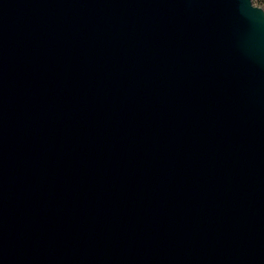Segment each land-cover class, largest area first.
<instances>
[{
	"label": "water",
	"instance_id": "water-1",
	"mask_svg": "<svg viewBox=\"0 0 264 264\" xmlns=\"http://www.w3.org/2000/svg\"><path fill=\"white\" fill-rule=\"evenodd\" d=\"M0 264H264V10L0 0Z\"/></svg>",
	"mask_w": 264,
	"mask_h": 264
},
{
	"label": "rangeland",
	"instance_id": "rangeland-1",
	"mask_svg": "<svg viewBox=\"0 0 264 264\" xmlns=\"http://www.w3.org/2000/svg\"><path fill=\"white\" fill-rule=\"evenodd\" d=\"M253 5L260 7L264 10V0H252Z\"/></svg>",
	"mask_w": 264,
	"mask_h": 264
}]
</instances>
